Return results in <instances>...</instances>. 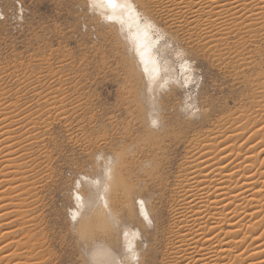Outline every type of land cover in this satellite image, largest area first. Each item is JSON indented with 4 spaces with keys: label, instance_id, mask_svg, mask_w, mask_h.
Wrapping results in <instances>:
<instances>
[{
    "label": "rangeland",
    "instance_id": "1",
    "mask_svg": "<svg viewBox=\"0 0 264 264\" xmlns=\"http://www.w3.org/2000/svg\"><path fill=\"white\" fill-rule=\"evenodd\" d=\"M130 1L116 0L107 9L101 6L102 15L92 0H0V104L7 107L2 116L11 119L3 127L8 130L2 131L13 129L7 134L11 143L0 142L2 150L10 146L7 152L12 151L9 165L0 158V171L8 167L4 176L0 172V196L7 194L0 198L5 202L0 211L8 219L2 221L0 231L15 228L14 237L7 239L15 240L21 264H92L88 252L93 246L80 234L84 226L88 232L97 230L95 220L82 225L92 214L104 219L105 227L124 248V229L109 216L106 205L108 183L124 166H133L123 179L134 186L131 200L137 217L129 260L137 264L140 254L150 249L155 254L153 264H160L167 248L171 189L188 141L211 131L221 120H244L252 113L259 120L264 115L255 106L264 95L257 94L255 87L264 80L263 41L255 39L245 46L230 43L219 53L213 52L196 36L188 39L182 30L174 32L163 22L151 20ZM118 17L134 20L135 29L152 42L149 53L158 65L156 73L143 70L132 46L135 40L128 33L134 29L124 28ZM237 53L245 59H238ZM148 73L154 80L147 78ZM14 107L19 111L12 112ZM257 123L247 129L245 138L234 141L236 147L244 146L247 137L258 134L254 142L235 152L228 173L234 174L232 188L249 186L240 190L239 204L254 216L253 222L261 224L257 232L261 234L264 119ZM20 135L27 136L15 142ZM32 136L40 138L27 142ZM14 157L16 164H10ZM19 166L20 173L28 174L24 181ZM19 179L22 187L21 181L15 182ZM7 211L18 216H8ZM141 223L148 238L137 233ZM24 254L29 255L27 260ZM121 260L117 264H125Z\"/></svg>",
    "mask_w": 264,
    "mask_h": 264
},
{
    "label": "bare ground",
    "instance_id": "2",
    "mask_svg": "<svg viewBox=\"0 0 264 264\" xmlns=\"http://www.w3.org/2000/svg\"><path fill=\"white\" fill-rule=\"evenodd\" d=\"M92 2L96 5L97 9L101 11L102 15L104 14L101 10V6L104 7V9H107L108 7H112L113 5L110 4L108 0H92ZM133 3L136 4L140 9V11L151 20L163 22V24L169 26V28L174 32L182 30L183 33H185V35L188 37V39L191 38L192 36H196V39L198 38L199 42H201V44L204 47L212 51L213 50L217 51L218 53L220 52L219 50L220 48L224 50V48H226L227 45H229L230 43L233 45L241 44L245 46L246 44L252 42L255 39L264 42V0H133V2L130 1L131 6ZM118 18L120 21H122L121 17ZM122 22H124V24L122 23L124 28L127 29V27H131L134 29V32L130 30L128 31V33L129 35H131L132 39L135 40V42L132 41V46L136 54L140 55V60L142 61L141 65L143 70L147 71L152 69L153 73H156V71L159 70L158 65L154 60V58H151L152 56L149 53L152 47V42L148 43L145 37L141 34V32L135 29L134 20L129 19L128 21L126 20ZM136 44H137V49H135ZM236 57L238 59H243V60L245 59L243 57V54L241 53H237ZM153 76L154 75H150L149 73L147 74V78L149 79H153ZM255 87L257 90V94H264L263 79L259 82V84H256ZM0 91H2V89ZM2 97L0 95V98ZM258 99L259 100L255 102V106L257 110L264 111V95L261 96V98L258 97ZM6 103L8 102L4 101V104ZM1 104H0V142L2 141L10 144L11 137L9 138L7 137L13 129L11 131L9 129L8 132L10 133H6L5 131H2V129L3 130L5 128L7 129L8 126H6L5 128L3 127L4 124L8 122L9 118L8 119L4 118L5 116H8L6 114L5 116L4 115L2 116L3 111L7 107H2ZM14 104H10V105L13 106ZM11 106L9 107L10 109H12ZM9 108L8 110H10ZM14 111L17 112L19 110H17V108L14 107V110L12 112ZM20 114L23 115L22 113H19L17 114V116ZM261 114L262 113L260 112L259 115ZM252 115L251 116L246 115L244 117L245 118L244 120L242 119V117L241 119L234 117L231 119L227 118L221 120L219 121V123H217V125L214 126V128L211 131L205 132L201 137L197 135L198 137L195 136L190 141H188L187 151L178 169L177 175L175 176L174 185L172 186L171 189V196L173 197V200L168 210L170 216V227L168 228V232L166 235L167 237L165 244L167 245V248L163 255V258L161 257L162 259L160 260V264H264V231L261 232V234L257 233L259 231V227L261 224L253 222L252 219L254 216L251 213H248L247 210H245L244 208L240 207L239 204L240 195L242 194L243 190L247 189V187L249 186L248 185L243 186L245 188L241 186L240 189L239 188L236 189L235 187L232 188L231 185L234 184L233 181L234 174L233 172L228 173L230 172L231 169L230 165L232 164L230 162V159L233 156H235V152L242 150L243 147L249 145L250 143L256 140L258 134H253L247 137L243 141L244 146L239 145L240 147L239 146L236 147L235 145V143L237 142L235 140L240 139L239 141H241V138H243L244 137L243 135H245V133L248 132L247 129L249 130L250 126H253L255 124L257 125L259 124L257 123L259 122V120L264 119V115L260 116L259 120L258 118L253 117L254 115L253 116ZM17 116L15 115L14 117L17 118ZM14 117L13 118L10 117V118L15 119ZM253 118H255L256 120L254 121ZM10 120L11 119H9V121ZM14 123L19 125V123L17 122ZM15 124H13V126ZM28 124H34V122ZM28 126L29 125H27L26 127ZM10 127L14 128L19 126L15 125L14 127H12L10 125ZM251 128L253 129V127ZM18 132L19 131H17L16 134H19ZM26 133L27 132H25V134ZM29 133L30 132H28L27 134ZM21 135L20 137L17 136V139L14 138L12 139H14L15 141L18 140V138L24 139L27 136L25 135L24 138H21L23 136ZM37 138L39 139L40 136ZM37 138L36 137L34 139L30 138V140L27 139V142L31 140H37ZM18 144L20 143L18 142L17 145ZM0 147L2 148V146ZM9 147L8 148L7 146L5 147L6 149V151H4L5 153H2V151L5 149L2 150L0 148L2 150L0 151V153L2 154V156L0 157L2 159V163L5 161L7 164L9 163L8 161L11 158L9 157V155L11 156L12 154L11 153L12 151L10 152L8 151L9 153L7 152V149H9ZM248 150L251 149L249 148ZM24 151L26 150L23 149V151L20 152H24ZM20 152L17 153L20 154ZM117 156H120V154ZM15 158L16 157H14V161L13 162L11 161L10 164L12 163L16 164ZM263 163L264 162H262V164ZM15 167L14 169L16 171L17 166ZM20 167L21 166H19L18 172L21 171ZM123 168L124 170L122 172L120 171L122 169H118V172H115V174H113L114 177L113 180L111 182L109 181L108 183L107 188L109 189V194L106 199V205L108 207L109 216L114 219L113 221L119 223L120 227L124 229L123 235L125 234L124 235L125 237L123 239V245L125 247L121 249L120 243L116 240L113 234H111L108 231V227H105V221L103 218H100L99 216H96L94 214L90 215L89 217H87L89 220L85 219L88 220L87 223H85L86 221H84L82 222V225L83 226L85 224L88 225V223L90 224L89 221L95 220L98 223L97 226L98 228H95V230L96 229L97 230L95 232H88L87 230L88 227L85 228L84 226V230L81 229L83 231H81L80 234L82 237L87 239L89 243H91L90 244L91 246H93L92 249L89 250L88 252L89 253L88 256L92 261V264H117V262L122 261L121 260L122 258L125 259L124 261L125 264H131L129 259L132 258L133 252L130 250V247L132 245L133 238H135L134 234H132V232L134 233L135 229L133 231L132 226L137 222V217L135 216L134 213L135 210L133 209L131 197L135 194V192H134V186L130 183H127L125 178L123 179V176L128 173H131V171H133V166H124ZM7 169L8 167L6 166L5 170ZM3 170L0 172H2L1 174L4 176L3 173L7 172L8 170L4 172ZM11 171L14 170L10 169V172ZM19 174L22 173L19 172ZM2 175H0V177H3ZM5 176L7 179H9V177H11L12 175L11 176L8 175L7 177L6 174ZM14 176L16 175H13V177ZM17 176L15 177L16 179ZM253 176H255V174ZM10 179L13 178L11 177ZM25 179L26 177L22 180L24 181ZM22 180L20 179L15 180V182L16 181L22 182ZM9 181L13 182L14 180H9ZM16 183L19 185L18 182ZM237 183L238 182H236V185ZM11 184H13L14 186L15 183H11ZM21 184H24V182L20 183V186ZM8 185L10 186V183L7 184V186ZM8 189L12 191L10 187ZM13 189H15V187ZM20 189L21 188H19L18 191H20ZM240 190H242V192ZM12 193H14V191H12ZM4 194L7 195L6 193H2V196ZM2 196H0V198ZM19 198L21 197L19 196ZM14 200L10 202L15 203ZM19 201H16V203H19ZM21 201L24 202V200ZM2 202H4L3 199ZM2 202L0 201L1 203L0 205H2ZM6 202L9 203V201ZM3 204H5V202ZM20 206L22 207L21 203ZM20 206L18 210H21ZM12 208H14V206H12ZM16 208L15 210H17ZM1 209L2 206H0V210ZM1 211H0V228H2L3 222L5 221V219H7V217L3 213H1ZM16 213L8 212L6 215L12 214L13 216V214L15 215ZM16 215L18 216V214ZM17 216L16 218H18ZM19 216L21 218L20 214ZM6 222L8 223V221ZM93 224L95 225L96 223ZM143 224L141 223L140 225L139 224L137 225L138 227L137 233L138 232L142 233L141 236L143 238H148L145 232L146 228L144 227ZM18 226L20 227V224H18ZM91 226H89V228ZM93 228L94 227H92L91 230ZM5 229L8 230V228ZM14 230L13 231L10 230L7 232L6 231L3 232L4 230L0 231L1 233L0 264H21L20 262H23L22 261L23 257L22 258L19 257V255L17 254V250L14 249L15 240L12 241V238L11 240L7 239L8 237L10 239V236L14 237L13 236L14 234L12 233L14 232ZM86 243L87 242H85V244ZM15 244H18V242H16ZM18 248H20V246ZM123 250L126 251L125 255H122ZM136 251L139 253L141 251L138 244H136ZM28 256L29 255L25 257L26 260L29 258ZM154 259H155V254H152V251L149 249L147 250L146 253L140 254L137 264H153ZM35 262H37V260Z\"/></svg>",
    "mask_w": 264,
    "mask_h": 264
},
{
    "label": "snow or ice",
    "instance_id": "3",
    "mask_svg": "<svg viewBox=\"0 0 264 264\" xmlns=\"http://www.w3.org/2000/svg\"><path fill=\"white\" fill-rule=\"evenodd\" d=\"M108 2H109L110 4H114V3H115V0H108ZM151 123H152L153 126H156V125H157V120H156V119H153ZM139 203H140V204H143L144 201L141 200ZM73 219H75V217H73ZM145 219L148 220V217L145 216Z\"/></svg>",
    "mask_w": 264,
    "mask_h": 264
}]
</instances>
